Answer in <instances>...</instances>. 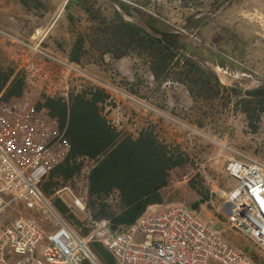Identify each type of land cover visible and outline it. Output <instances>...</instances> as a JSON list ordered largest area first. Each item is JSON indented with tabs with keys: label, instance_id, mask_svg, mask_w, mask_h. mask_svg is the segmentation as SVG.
Returning a JSON list of instances; mask_svg holds the SVG:
<instances>
[{
	"label": "rangeland",
	"instance_id": "374dc122",
	"mask_svg": "<svg viewBox=\"0 0 264 264\" xmlns=\"http://www.w3.org/2000/svg\"><path fill=\"white\" fill-rule=\"evenodd\" d=\"M0 27L114 89H84L72 98L97 93L111 126L134 138L151 135L179 164L170 171L165 205L197 210L203 196L218 206L235 185L230 158L264 163V0H69L65 7L63 0H0ZM0 68L22 76L46 66L0 37ZM79 164L85 176L95 162ZM46 182L55 189L56 180ZM6 201L0 232L21 217L53 231L22 202ZM72 213L80 221L86 214ZM214 215L225 221L222 211ZM226 227L229 243L264 264L257 245Z\"/></svg>",
	"mask_w": 264,
	"mask_h": 264
},
{
	"label": "built area",
	"instance_id": "2783aa9c",
	"mask_svg": "<svg viewBox=\"0 0 264 264\" xmlns=\"http://www.w3.org/2000/svg\"><path fill=\"white\" fill-rule=\"evenodd\" d=\"M0 37L23 46L46 66L22 74L19 96H0V215L9 196L53 228L46 234L33 219L15 220L0 232V264H100L92 242L101 243L116 264H257L229 243L222 231L208 226L197 210L183 204L147 213L123 232L112 231L108 221H97L88 235L78 234L42 188L71 151L66 130L48 105L69 104L84 89H114L40 44L25 43L1 27ZM235 156L227 165L235 186L225 197L231 205L226 222L264 254V163ZM75 205L80 207L81 202L76 200Z\"/></svg>",
	"mask_w": 264,
	"mask_h": 264
},
{
	"label": "trees",
	"instance_id": "16d2710c",
	"mask_svg": "<svg viewBox=\"0 0 264 264\" xmlns=\"http://www.w3.org/2000/svg\"><path fill=\"white\" fill-rule=\"evenodd\" d=\"M23 87L20 74L0 68V96H19ZM91 96L88 99L85 94H79L71 98L69 104L57 101L49 103L53 115L66 130L71 151L68 158L56 166L48 177L60 176L66 182L81 171V164L70 165L72 160H94L95 165L87 175L90 199L109 195L114 189L120 191L127 203L131 202L132 194H138L140 198L138 204L124 212L111 211L104 205L94 210V203L87 204L93 219H106L112 231L123 232L146 213L149 205L160 201V192L170 185V171L179 164L172 162V158L151 135L139 133L134 138L118 132L102 115L98 107L101 98L95 92H91ZM51 186V183H43V191L49 194ZM206 198L202 196L195 207L203 204ZM55 205L65 219L79 229L82 236L91 232L92 224L78 220L60 200ZM91 247L103 264H116L101 243L92 242Z\"/></svg>",
	"mask_w": 264,
	"mask_h": 264
},
{
	"label": "crops",
	"instance_id": "0c3cea01",
	"mask_svg": "<svg viewBox=\"0 0 264 264\" xmlns=\"http://www.w3.org/2000/svg\"><path fill=\"white\" fill-rule=\"evenodd\" d=\"M68 1L69 0H63V7H65V5L67 4ZM60 14H62V13H60ZM84 159L95 162L94 160H92L90 158H79L76 160L77 162L72 160L70 162V165H78L79 160H84ZM93 166H91L88 169L85 176H83L82 171H80L79 174L75 173V175L73 177H71L69 180H67L66 182H64L63 178L60 176H55L53 178L48 177L44 182H46L48 180L53 182L54 180H56L57 181L55 183L56 187H55V189L51 188L48 192L49 194L45 193V191H44V193L46 194L47 197H49L52 200L54 205H55V202L57 200H60L62 202V204H64L71 212H73V209H79L80 211L86 212L85 218L81 221L82 222L86 221L90 224L98 221L96 219H93L91 217V214L89 213L90 211H89L88 205L90 203L95 204L94 210H98L99 206L104 205V206H107L108 207L107 209H109L111 211L124 212V211L129 210L132 206H134L135 204H138L140 202V198H138V194H132L131 202H129V203L125 202V200L122 198L121 193L118 189H114L109 195L100 196L99 199H97L96 197L90 199L89 195H88L87 175ZM234 186H233V188H234ZM165 190H166V188H164L160 192V201H158L155 204L149 205L146 209L145 214L150 213L152 211L160 210L163 207L167 206V205H165L167 203V201L164 198ZM64 192H66V193H64ZM62 193H64L66 195L67 200L63 199L60 196V194H62ZM225 197L226 196H222V197L219 196L220 200H222V203L220 205L218 204V206H216V203L213 201L212 198H206V201L203 204L199 205L197 211L202 212L203 221L205 223H207L208 225L211 224V227L214 229H217L216 227L222 223L223 227L220 229H217V230L222 231L224 234V237L227 239V238L231 237L230 235L227 234L228 228L226 227V225H227L226 220H227V216L230 214L231 205L226 203ZM76 200H79L81 202L80 207H77L75 205ZM168 205H170V204H168ZM55 207H56V205H55ZM209 207L211 209H209ZM217 210L222 211L223 218L225 221H222L219 217L214 215V212H217ZM99 221H108V220L102 219Z\"/></svg>",
	"mask_w": 264,
	"mask_h": 264
},
{
	"label": "water",
	"instance_id": "95a60500",
	"mask_svg": "<svg viewBox=\"0 0 264 264\" xmlns=\"http://www.w3.org/2000/svg\"><path fill=\"white\" fill-rule=\"evenodd\" d=\"M263 85H264V83H263Z\"/></svg>",
	"mask_w": 264,
	"mask_h": 264
}]
</instances>
